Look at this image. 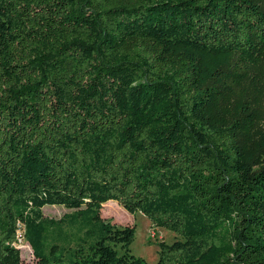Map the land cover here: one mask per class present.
I'll return each instance as SVG.
<instances>
[{
	"label": "trees",
	"instance_id": "obj_1",
	"mask_svg": "<svg viewBox=\"0 0 264 264\" xmlns=\"http://www.w3.org/2000/svg\"><path fill=\"white\" fill-rule=\"evenodd\" d=\"M263 49L264 0H0V264L20 222L33 264H150L109 200L182 235L155 264H264V132L221 101Z\"/></svg>",
	"mask_w": 264,
	"mask_h": 264
},
{
	"label": "rangeland",
	"instance_id": "obj_2",
	"mask_svg": "<svg viewBox=\"0 0 264 264\" xmlns=\"http://www.w3.org/2000/svg\"><path fill=\"white\" fill-rule=\"evenodd\" d=\"M240 98L248 106L246 109H249L254 116L249 127H251L255 136L261 134L264 132V49L257 55L254 68L241 80L239 88H224L221 94L222 105L225 107L230 106L232 110ZM43 212L46 217L62 220L66 214L72 213L73 210L63 205H46L43 208ZM101 216L110 219L118 226H134L135 236L131 244V253L136 257L145 259L150 264H155L159 260L160 242L170 244L176 240L183 239L179 233L157 226L153 220L143 213L129 212L116 200H109L104 204ZM77 229V225H72L71 223L63 224L62 229L52 232L53 237L51 240L55 242V238L58 239L63 235L58 233L62 232L74 235ZM54 235L56 236L54 237ZM59 242L64 244V242ZM23 244L26 250L21 253L22 260L31 264L36 263L38 258L26 236ZM60 254L61 252L58 255ZM70 254L71 256L69 255L64 260V263L60 264H71V260H75V257L73 253Z\"/></svg>",
	"mask_w": 264,
	"mask_h": 264
},
{
	"label": "built area",
	"instance_id": "obj_3",
	"mask_svg": "<svg viewBox=\"0 0 264 264\" xmlns=\"http://www.w3.org/2000/svg\"><path fill=\"white\" fill-rule=\"evenodd\" d=\"M23 235H26L25 225L22 222H20L18 229H17L16 236H22L23 238ZM13 244L21 250V253L22 251L26 250V247L22 245V243H13Z\"/></svg>",
	"mask_w": 264,
	"mask_h": 264
},
{
	"label": "bare ground",
	"instance_id": "obj_4",
	"mask_svg": "<svg viewBox=\"0 0 264 264\" xmlns=\"http://www.w3.org/2000/svg\"><path fill=\"white\" fill-rule=\"evenodd\" d=\"M25 236L26 235H23V238H22V236H18V243H22V245H24L23 241H24Z\"/></svg>",
	"mask_w": 264,
	"mask_h": 264
}]
</instances>
